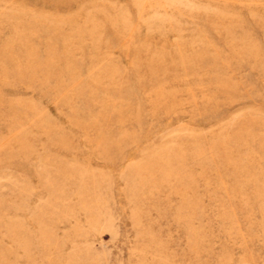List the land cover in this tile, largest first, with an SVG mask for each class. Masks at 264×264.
<instances>
[{
  "label": "rangeland",
  "instance_id": "obj_1",
  "mask_svg": "<svg viewBox=\"0 0 264 264\" xmlns=\"http://www.w3.org/2000/svg\"><path fill=\"white\" fill-rule=\"evenodd\" d=\"M0 264H264V0H0Z\"/></svg>",
  "mask_w": 264,
  "mask_h": 264
}]
</instances>
